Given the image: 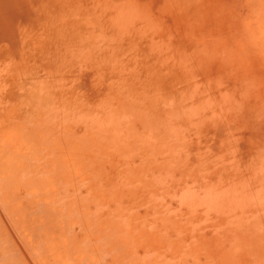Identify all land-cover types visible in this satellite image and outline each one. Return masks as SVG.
<instances>
[{"label":"rangeland","instance_id":"374dc122","mask_svg":"<svg viewBox=\"0 0 264 264\" xmlns=\"http://www.w3.org/2000/svg\"><path fill=\"white\" fill-rule=\"evenodd\" d=\"M0 264H264V0H0Z\"/></svg>","mask_w":264,"mask_h":264}]
</instances>
